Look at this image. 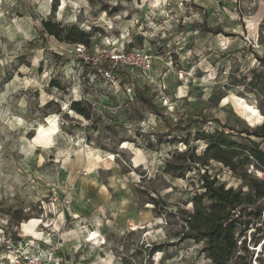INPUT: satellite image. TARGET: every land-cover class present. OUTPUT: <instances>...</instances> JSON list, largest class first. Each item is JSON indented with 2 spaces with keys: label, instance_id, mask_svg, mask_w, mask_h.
Wrapping results in <instances>:
<instances>
[{
  "label": "clouds",
  "instance_id": "1",
  "mask_svg": "<svg viewBox=\"0 0 264 264\" xmlns=\"http://www.w3.org/2000/svg\"><path fill=\"white\" fill-rule=\"evenodd\" d=\"M0 264H264V0H0Z\"/></svg>",
  "mask_w": 264,
  "mask_h": 264
}]
</instances>
